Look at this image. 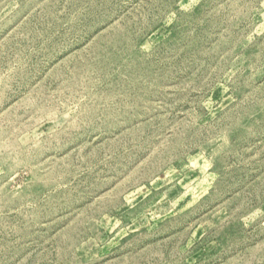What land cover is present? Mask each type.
Instances as JSON below:
<instances>
[{
    "label": "rangeland",
    "instance_id": "1",
    "mask_svg": "<svg viewBox=\"0 0 264 264\" xmlns=\"http://www.w3.org/2000/svg\"><path fill=\"white\" fill-rule=\"evenodd\" d=\"M0 264H264V0H0Z\"/></svg>",
    "mask_w": 264,
    "mask_h": 264
}]
</instances>
